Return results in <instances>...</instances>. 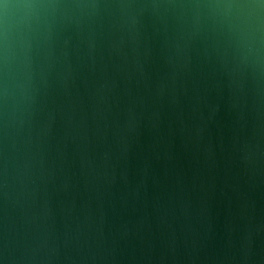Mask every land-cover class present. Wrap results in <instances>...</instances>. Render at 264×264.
<instances>
[{
    "label": "water",
    "instance_id": "1",
    "mask_svg": "<svg viewBox=\"0 0 264 264\" xmlns=\"http://www.w3.org/2000/svg\"><path fill=\"white\" fill-rule=\"evenodd\" d=\"M102 2L0 117V264H264V72L190 0Z\"/></svg>",
    "mask_w": 264,
    "mask_h": 264
},
{
    "label": "clouds",
    "instance_id": "2",
    "mask_svg": "<svg viewBox=\"0 0 264 264\" xmlns=\"http://www.w3.org/2000/svg\"><path fill=\"white\" fill-rule=\"evenodd\" d=\"M120 6L135 22V0ZM105 7L102 0H0V117L23 126L39 91L37 61L55 29ZM181 7L222 38L237 68L264 72V0H190Z\"/></svg>",
    "mask_w": 264,
    "mask_h": 264
}]
</instances>
